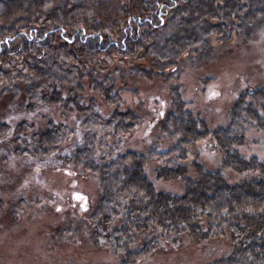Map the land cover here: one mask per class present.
Listing matches in <instances>:
<instances>
[{
  "label": "trees",
  "instance_id": "trees-1",
  "mask_svg": "<svg viewBox=\"0 0 264 264\" xmlns=\"http://www.w3.org/2000/svg\"><path fill=\"white\" fill-rule=\"evenodd\" d=\"M263 19L264 0H0V97L21 96L28 110L57 105L63 115L80 114L83 143L70 159L99 182L90 236L120 255L119 264H137L162 240L178 246L181 233L196 242L228 237L229 252L206 264H264V160L237 148L248 128L264 132V83L241 90L227 123L210 129L171 82L169 108L146 152L119 146L138 116L118 106L125 86L117 85L125 75L176 79L184 55L204 54L212 36L247 35ZM84 84L112 106L107 117L94 96L84 99ZM15 125L30 133L12 138L14 152L37 157L51 156L71 133L52 119L38 129ZM100 127L110 128L114 144ZM6 130L0 121V136ZM159 137L170 140L164 148ZM208 137L219 168L204 170L195 160L188 173V147ZM148 161L154 179L179 180L182 190H157Z\"/></svg>",
  "mask_w": 264,
  "mask_h": 264
},
{
  "label": "rangeland",
  "instance_id": "rangeland-1",
  "mask_svg": "<svg viewBox=\"0 0 264 264\" xmlns=\"http://www.w3.org/2000/svg\"><path fill=\"white\" fill-rule=\"evenodd\" d=\"M209 44L204 54L183 56L175 69L176 79L155 75L118 78L117 85L125 86L118 106L131 108L138 116L119 146L148 151L159 133V120L169 108L171 82L179 83L182 97L192 102L193 110L210 129L227 123L230 105L241 90L264 83V19L247 35L234 34L226 40L212 36ZM84 85V99L94 96L95 108L107 117L112 106ZM18 97H0V121L8 124L5 135L0 136V264H119L120 255L96 245L90 236L88 215L100 191L97 177L77 169L70 159L75 146L83 143L80 114L63 115L57 105L28 110ZM46 119L71 130L59 149L48 157L15 153L12 138L30 133L17 130L15 124L24 120L38 129ZM99 134L107 144L115 143L109 127H100ZM158 140L160 148L170 141L164 137ZM212 142L208 137L188 147L182 161L188 173H192L189 162L195 160L204 170L219 168L221 156ZM237 148L244 156L255 154L264 160V132L248 128L245 141ZM153 164L148 161L145 172L157 190H182L179 180L154 179ZM224 172L230 180L239 178L232 171ZM179 241L178 246L160 241L137 264H206L231 249L227 236L196 242L181 233Z\"/></svg>",
  "mask_w": 264,
  "mask_h": 264
}]
</instances>
